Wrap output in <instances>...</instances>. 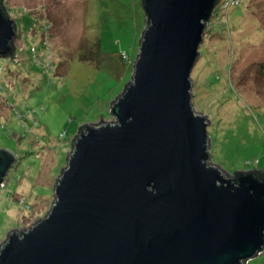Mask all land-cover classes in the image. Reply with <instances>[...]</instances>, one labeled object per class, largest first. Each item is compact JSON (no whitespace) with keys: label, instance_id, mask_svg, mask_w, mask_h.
<instances>
[{"label":"water","instance_id":"obj_1","mask_svg":"<svg viewBox=\"0 0 264 264\" xmlns=\"http://www.w3.org/2000/svg\"><path fill=\"white\" fill-rule=\"evenodd\" d=\"M215 1L146 0L116 121L84 123L51 210L6 236L0 264H245L264 251V184L245 174L234 185L208 161L210 122L191 102ZM9 16L0 10V57L15 36ZM13 161L0 157V187Z\"/></svg>","mask_w":264,"mask_h":264},{"label":"rangeland","instance_id":"obj_2","mask_svg":"<svg viewBox=\"0 0 264 264\" xmlns=\"http://www.w3.org/2000/svg\"><path fill=\"white\" fill-rule=\"evenodd\" d=\"M16 25L0 57V245L55 202L84 125L114 120L147 27L141 0H5ZM192 105L209 120L210 163L264 173V0H220L205 24ZM245 264H264V251Z\"/></svg>","mask_w":264,"mask_h":264},{"label":"trees","instance_id":"obj_3","mask_svg":"<svg viewBox=\"0 0 264 264\" xmlns=\"http://www.w3.org/2000/svg\"><path fill=\"white\" fill-rule=\"evenodd\" d=\"M4 3H5V0H0V10H1V12H2V15H3L5 18L11 20L9 14H8L6 8H5V4H4ZM141 3H142L143 11H144V13H145V3H146V0H141ZM218 4H220V0H216V1H215V7H216ZM145 15H146V13H145ZM146 17H147V15H146ZM147 19H148V17H147ZM148 25H149V21H148ZM147 27H148V26H147ZM146 29H147V28H146ZM144 32H145V31H144ZM143 34H144V33H143ZM12 52H13V47H12L11 42H10V51L8 52V54H7L6 56H4V58L10 56V55L12 54ZM129 86H130V85H127V86L124 88V92H123V94L118 98L117 101H119V100L123 97L124 93L126 92V90L128 89ZM86 128H87V127H85V128L81 131V133H82V132H85V129H86ZM4 156H10V157H13L12 154H10L9 152H7V151H5V150H1V151H0V157H4ZM245 174H247V175H252V176H253L258 182L264 184V173L261 172V171H250V172H246V173L236 172V173L233 174V177H232L231 179H229V180H230V182H231L232 184L237 185V179H238L239 177L245 175Z\"/></svg>","mask_w":264,"mask_h":264}]
</instances>
